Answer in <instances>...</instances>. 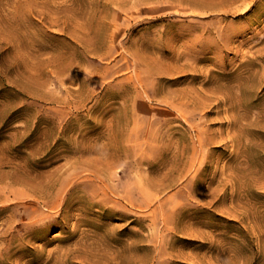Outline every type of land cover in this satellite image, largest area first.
Listing matches in <instances>:
<instances>
[{
  "label": "rangeland",
  "instance_id": "obj_1",
  "mask_svg": "<svg viewBox=\"0 0 264 264\" xmlns=\"http://www.w3.org/2000/svg\"><path fill=\"white\" fill-rule=\"evenodd\" d=\"M0 264H264V0H0Z\"/></svg>",
  "mask_w": 264,
  "mask_h": 264
}]
</instances>
